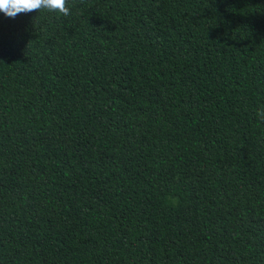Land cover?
<instances>
[{"label":"trees","instance_id":"16d2710c","mask_svg":"<svg viewBox=\"0 0 264 264\" xmlns=\"http://www.w3.org/2000/svg\"><path fill=\"white\" fill-rule=\"evenodd\" d=\"M0 13V264H264V0Z\"/></svg>","mask_w":264,"mask_h":264},{"label":"clouds","instance_id":"9594fccd","mask_svg":"<svg viewBox=\"0 0 264 264\" xmlns=\"http://www.w3.org/2000/svg\"><path fill=\"white\" fill-rule=\"evenodd\" d=\"M41 11L64 17L71 14L68 0H0V13L10 19H15L21 14ZM261 114H264V108L257 111V116ZM260 121L264 122V118Z\"/></svg>","mask_w":264,"mask_h":264}]
</instances>
